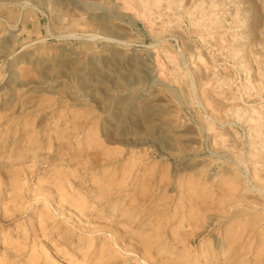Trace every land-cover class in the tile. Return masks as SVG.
Instances as JSON below:
<instances>
[{"label": "rangeland", "instance_id": "1", "mask_svg": "<svg viewBox=\"0 0 264 264\" xmlns=\"http://www.w3.org/2000/svg\"><path fill=\"white\" fill-rule=\"evenodd\" d=\"M209 2L0 0V264H264V44Z\"/></svg>", "mask_w": 264, "mask_h": 264}, {"label": "bare ground", "instance_id": "2", "mask_svg": "<svg viewBox=\"0 0 264 264\" xmlns=\"http://www.w3.org/2000/svg\"><path fill=\"white\" fill-rule=\"evenodd\" d=\"M155 1H158V0H155ZM199 1V0H198ZM226 1H229V2H233V3H235V1H237V0H226ZM241 4H242V8L241 9H239V7H237V9L235 10V14H234V16L237 18V19H239L238 20V23H239V21H240V28L242 29L241 30V33H242V36H238L236 39H232L231 41H232V45H233V54H234V56H241L242 58H246V59H251V58H253V57H255V55H256V52H254V47L255 46H260L261 44H264V0H238ZM170 2V1H169ZM172 2V1H171ZM202 2V1H201ZM201 2H199V3H197V6L198 7H202V3ZM106 3V2H105ZM109 3V2H108ZM107 3V4H108ZM124 3V2H123ZM130 2H128L127 4H129ZM178 3H180V5H184L185 7L186 6H188V5H192L193 3H194V0H178ZM196 3V2H195ZM210 5H212V6H214V5H216L217 4V0H210ZM106 4V5H107ZM66 5H67V2H66ZM140 5V4H139ZM161 5H162V3H161ZM164 6V5H163ZM162 6V7H163ZM194 7V6H193ZM207 7V6H206ZM155 9V8H154ZM199 10V9H198ZM153 11V10H152ZM225 14V13H224ZM196 15V14H195ZM199 15V14H198ZM242 16V17H239V16ZM197 17V16H196ZM233 18V17H232ZM200 19L202 20V21H208L210 24H212V25H217L218 24V18H217V16H216V14H214V13H209V12H202V14H201V17H200ZM229 19V18H228ZM193 20V19H192ZM195 20V19H194ZM193 20V21H194ZM205 23V22H204ZM231 25V24H230ZM236 25V24H235ZM195 26V25H194ZM250 27L249 28V33H250V35H248L247 34V30H245L246 29V27ZM192 27V26H191ZM225 30V29H224ZM193 31H194V29H193ZM196 31V30H195ZM223 30H221V32H222ZM217 33V32H216ZM220 33V32H219ZM212 34H213V32H212ZM252 35V36H251ZM211 36V35H210ZM210 38V37H209ZM240 38H242V39H240ZM225 42V41H224ZM231 43V42H230ZM188 45V44H187ZM186 45V46H187ZM188 47V46H187ZM190 47V46H189ZM187 49H189V48H187ZM190 49H191V47H190ZM190 49H189V51H190ZM185 50H186V47H185ZM167 51V50H166ZM189 51H188V53H189ZM192 52V51H191ZM193 52H194V50H193ZM198 54V53H197ZM204 54H206V53H204ZM192 55V54H191ZM201 54H199V56H200ZM193 56H194V54H193ZM198 55H197V57H199ZM192 57V56H191ZM195 57V56H194ZM193 57V58H194ZM197 57H195V58H197ZM201 57V56H200ZM207 57V56H206ZM195 58L193 59V60H195ZM197 60H198V58H197ZM201 60L202 61H204L203 60V58L201 57ZM200 60V61H201ZM261 60H263V59H261ZM201 61V62H202ZM206 61V60H205ZM204 61V63H198V65H192V67L193 66H196L195 67V74L194 75H198V77L200 78V79H197L198 77H196V79H197V81H200V83H201V88H202V97L201 98H203V100H204V102L208 105L207 107L209 108V106H214L213 104H214V101H213V103H212V101H210V94L208 93L209 92V90H208V88L205 86V85H208V84H206V82H204V81H206V80H204V79H208L211 75L212 76H214V73L212 72V71H210V67H208V65L210 64H205L206 62ZM251 61V60H250ZM196 62V60L194 61V63ZM173 63V62H172ZM251 63V62H250ZM196 64V63H195ZM252 64V63H251ZM261 65V64H260ZM217 66V65H216ZM263 68H264V63H263ZM263 68H260L261 70H258L259 71V73H258V75H255V77L253 78V76H252V80H251V78L249 77V81L247 82L248 84H246L245 83V85L243 86L244 88H248V89H253L254 91H255V93L257 94V95H261L262 94V92L264 91V71L262 72V69ZM221 69L222 70H224V68H219V71H221ZM255 69V68H254ZM213 70H214V68H213ZM227 70V69H226ZM229 70V69H228ZM227 70V71H228ZM230 71V70H229ZM223 73V72H222ZM230 74H231V71H230ZM248 75V74H247ZM232 76V75H231ZM222 77V76H221ZM247 77V76H246ZM212 78V77H211ZM247 79V78H246ZM245 79V80H246ZM202 80H204V81H202ZM209 80V79H208ZM244 80V81H245ZM210 81V80H209ZM225 81V80H224ZM255 81V82H254ZM217 82V81H216ZM219 82V81H218ZM222 83V82H221ZM220 83V84H221ZM210 84V83H209ZM219 84V83H218ZM222 85V84H221ZM224 85V84H223ZM242 88V87H241ZM242 90V89H241ZM239 95V94H238ZM212 97H213V95H212ZM214 98V97H213ZM240 98V97H239ZM215 99V98H214ZM216 100H217V98H216ZM222 102V101H221ZM220 102V103H221ZM236 106V105H235ZM234 105L233 106H231L232 108L233 107H235ZM229 108V107H228ZM232 108H230L231 110H232ZM211 109H213V108H211ZM229 109V110H230ZM209 110V109H208ZM214 110L215 111H217V109L215 108V109H213L212 111H213V113H214ZM226 110H227V108H226ZM211 111V110H210ZM221 111H222V109H221ZM221 111H220V109H219V112L221 113ZM235 111H237V110H235ZM224 112H226L225 110H224ZM252 113H253V115H251V117L252 118H254V120H252V121H255L256 122V125H257V127H255L249 134H250V136H252V138H254V139H257V140H259V142H260V145L259 146H261L263 149H264V141H263V139H262V137H263V135H262V126H264V118L262 117V111L261 110H258V109H252V111H251ZM231 113V112H230ZM235 113V112H234ZM216 115H217V113H215ZM242 114V113H241ZM251 114V113H250ZM222 115V114H221ZM214 116V115H213ZM237 116H239L238 114H237ZM216 117V116H215ZM225 117V116H224ZM246 117V116H245ZM250 117V118H251ZM236 118V117H235ZM248 119H249V117H248ZM237 120V119H236ZM250 120V119H249ZM204 122V121H203ZM249 122V121H248ZM213 127V126H212ZM212 127L210 126V128H208V126H206V128H208V130H209V134H210V132L212 131L211 129H212ZM214 128V127H213ZM248 134V133H247ZM210 137H212L211 136V134H210ZM188 141H189V139H188ZM193 140H191V142H192ZM218 141H220V140H218ZM187 142V141H186ZM221 142V141H220ZM190 143V142H189ZM213 145V144H212ZM252 145H254V144H252ZM251 145V146H252ZM258 145V144H257ZM217 146V145H216ZM249 147V146H248ZM248 147H246V148H248ZM254 147V146H253ZM252 147V148H253ZM251 148V149H252ZM250 149V148H249ZM253 151H254V149H253ZM250 152V151H249ZM252 156V155H251ZM255 157H256V155H255ZM248 158H250V157H248ZM239 161V160H238ZM240 162V161H239ZM242 164H243V162H241ZM255 165V164H254ZM248 167V166H247ZM246 167V168H247ZM260 167V166H259ZM245 168V169H246ZM251 168H253V167H251ZM262 169V168H261ZM261 169H259L260 171H261ZM225 170V169H224ZM223 170V171H224ZM228 169H226L224 172H226ZM249 170V169H248ZM251 170V169H250ZM222 171V172H223ZM256 171V170H255ZM255 171H254V173H255ZM229 172V171H228ZM246 172H247V169H246ZM17 175V174H16ZM243 175H244V173H243ZM259 175V174H258ZM245 176V175H244ZM252 176H253V174H252ZM264 176V175H263ZM17 177V176H16ZM255 177H257L256 175H255ZM162 178V177H161ZM247 179V180H246ZM246 181L249 183V185L251 186V188H253L254 190H259L258 188H256L254 185H252L250 182H251V180L253 179H251V177H249V175L247 174L246 175ZM259 179H260V177H259ZM259 179H258V177H257V181L258 182H260L259 181ZM230 180V179H229ZM256 180V179H255ZM127 181V180H126ZM156 181H158V180H156ZM228 181V180H227ZM230 182V181H229ZM257 182V183H258ZM262 182V181H261ZM158 183H159V181H158ZM247 183V184H248ZM263 183V182H262ZM156 184V183H155ZM227 184H228V182H227ZM235 185H237V183L235 184ZM234 185H232L231 187L232 188H236L235 186L233 187ZM238 186H239V184H238ZM262 186V185H261ZM231 187L229 186L228 187V189L230 188V190H231ZM178 189V188H177ZM239 189V188H238ZM237 189V190H238ZM241 189V188H240ZM233 190H235V189H232L231 191H233ZM229 191V190H228ZM262 191V190H261ZM235 192H238V191H234V193ZM264 192V191H263ZM233 193V192H232ZM237 194V193H236ZM255 194V193H254ZM172 195V194H171ZM248 195V194H247ZM252 194H250V196H251ZM151 196V195H150ZM249 196V197H250ZM254 196V199H256L255 197V195H253ZM166 197H168V196H166ZM171 197V196H170ZM231 197V196H230ZM247 198V197H246ZM250 198H252L253 199V197H250ZM262 198V197H261ZM179 199V198H178ZM124 200V199H123ZM128 200V199H127ZM258 201L257 202H261V201H259V198L257 199ZM261 200V199H260ZM162 201V200H161ZM164 201H166V200H164ZM163 202V201H162ZM177 202V201H176ZM188 202V201H187ZM190 203H192V202H190ZM189 203V204H190ZM262 203H263V201H262ZM165 205V204H164ZM176 205V204H175ZM188 205V204H187ZM165 206H167V205H165ZM179 208V207H178ZM139 210V209H138ZM140 214V213H139ZM168 223V222H167ZM180 223V222H179ZM170 234V233H169ZM219 234V233H218ZM128 238V237H127ZM239 238H241V237H239ZM176 239V238H175ZM246 239V238H245ZM141 241H142V247H137V248H131L130 250L133 252V253H136V252H139L140 253V257L141 258H143V260H146L147 261V263H150V264H153V262H154V258H153V247H152V245H151V243L153 242V241H151V239H150V237L148 236V235H144V236H142L141 237V239H140ZM159 239H156V241H158ZM246 241V240H245ZM180 242V241H179ZM178 242V243H179ZM182 243V242H181ZM233 243V242H232ZM240 243V242H239ZM242 245V244H241ZM258 246V245H257ZM242 247H243V245H242ZM258 247H260V246H258ZM257 247V248H258ZM241 248V247H240ZM260 250V249H259ZM234 251V250H233ZM236 251V250H235ZM235 251H234V253H235ZM241 250H239V252H240ZM263 251V250H262ZM254 252V251H253ZM237 253V252H236ZM249 254V253H248ZM253 255V254H252ZM258 255V254H257ZM260 255H261V253H260ZM241 256H244V255H241ZM252 257V256H251ZM238 258V257H237ZM256 258V257H255ZM180 259V258H179ZM181 260V262L183 261L182 259H180ZM255 260V259H254ZM157 263H159V262H157ZM258 264H259V262H257ZM94 264V263H93ZM168 264H178V263H176V262H174V261H168ZM248 264V263H247Z\"/></svg>", "mask_w": 264, "mask_h": 264}]
</instances>
